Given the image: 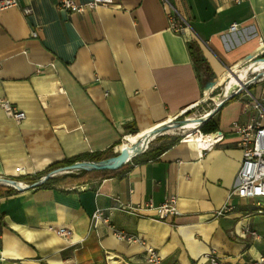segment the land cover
Wrapping results in <instances>:
<instances>
[{
	"label": "crops",
	"instance_id": "1",
	"mask_svg": "<svg viewBox=\"0 0 264 264\" xmlns=\"http://www.w3.org/2000/svg\"><path fill=\"white\" fill-rule=\"evenodd\" d=\"M171 1L189 24L183 33L170 28L161 0H112L82 13L18 0L0 11V103L26 114L19 125L0 105V179L24 187L8 193L0 184V264H153L147 248L161 264H211V252L224 264L264 258V198L229 199L243 159L232 124L247 121L251 98L264 100V81L212 117L218 130L204 134L206 145L186 139L153 160L28 189L63 162L110 159L122 140L119 152L176 121L264 50V0ZM172 195L179 215L164 221L127 210ZM97 209L111 225L93 222Z\"/></svg>",
	"mask_w": 264,
	"mask_h": 264
},
{
	"label": "built area",
	"instance_id": "2",
	"mask_svg": "<svg viewBox=\"0 0 264 264\" xmlns=\"http://www.w3.org/2000/svg\"><path fill=\"white\" fill-rule=\"evenodd\" d=\"M161 1L170 22V28L177 33H183L188 30V22L183 18L172 1ZM57 3L61 8L69 10L72 13H82L86 8L94 9L101 5L111 4L112 0H91L87 5L78 4L76 0H57ZM18 6V0H0V11ZM23 12L25 15H30L32 13V8L30 6L26 7L23 9ZM237 29L238 25L236 24L231 27L233 31ZM33 36H37V33L34 32ZM263 55L264 50L259 53L257 57ZM248 88L249 87L243 90L247 93ZM0 105L5 114L13 118L19 125L25 120V112L13 106L8 100H2ZM245 114L248 116L246 122L236 121L232 124V129L240 138L239 148L241 149L243 159L238 173V186L232 191L229 199L237 197L239 199L257 200L264 198V100L251 98L245 104ZM147 150L148 148L145 152ZM115 152H119L118 147L115 148ZM18 172H20V169ZM176 204L177 197L172 195L159 206H155L152 202H146L138 207L127 206V210L135 213L141 211H154L156 213V219L164 221L170 215H179ZM228 210H231L230 205H227L222 211H219L218 215L221 216ZM259 212L262 213L263 211ZM104 215L105 210L97 209L92 216L93 222L103 221L107 225H111L110 218ZM50 230L61 237H68L71 235V231L66 228L50 227ZM116 235L119 239L131 243L141 241L137 235L128 234L123 231H117ZM252 235L258 236L256 232H252ZM205 258L211 264H224L215 252L209 253ZM147 261L153 264H161V258L152 248H147ZM263 262L264 258H261L259 261H248L243 264H260Z\"/></svg>",
	"mask_w": 264,
	"mask_h": 264
},
{
	"label": "bare ground",
	"instance_id": "3",
	"mask_svg": "<svg viewBox=\"0 0 264 264\" xmlns=\"http://www.w3.org/2000/svg\"><path fill=\"white\" fill-rule=\"evenodd\" d=\"M251 75H255L256 78L249 79ZM264 77V61L257 60L248 63L241 69L237 71H231L230 75L226 79V81L222 84V91L220 94V97L216 101V105H218L221 101H223L226 98L231 97L235 93H239L242 91V86L244 88V85L248 83L249 81L253 82L257 78H262ZM212 111V110H211ZM211 111L203 114L201 117L194 118L190 117L187 119V122L181 126V127H170L165 131H161L158 134L151 135L153 131H156L155 129L150 132L149 134L139 137L135 142L131 143L127 148H125L122 152L128 153L129 157L144 151L149 142L154 141L158 136L160 135H167L171 134L175 131H181L184 134V139L183 140H190V139H197L202 145H206L210 137L205 136L201 131H199L200 127V118L208 117L212 113ZM176 121H171L161 127H164L166 125H171L175 123ZM161 127H158L156 129L160 130ZM197 131L198 134L196 136L193 135V132ZM216 136V135H215ZM62 174H67V172H57L54 174L55 175H62ZM0 184L8 187L15 188V185L10 183L9 181H6L4 179H0ZM19 185L23 186L22 184L19 183Z\"/></svg>",
	"mask_w": 264,
	"mask_h": 264
},
{
	"label": "water",
	"instance_id": "4",
	"mask_svg": "<svg viewBox=\"0 0 264 264\" xmlns=\"http://www.w3.org/2000/svg\"><path fill=\"white\" fill-rule=\"evenodd\" d=\"M253 59L254 60L264 61V58L257 59V56L254 57ZM246 88L247 87H245V85H244V89H246ZM237 94L238 93H235L231 97L226 98L223 101H221L218 105H215V107L211 111L212 113L210 114V116L204 117V118H200L199 119V122L201 124L200 127L203 124H205L208 120H210L214 115H216L219 112V110L224 106V104L227 101H229L231 98H233L234 96H236ZM186 122H187V119L184 120V121L175 122V123H173L171 125H166L164 127H161L160 130L155 129L156 131H153L151 133V135L158 134L161 131H165V130H167L168 128H170L172 126H174V127H181ZM200 127L198 129L199 131H200ZM135 131L137 133V130H135ZM147 148H149V144H148ZM145 150L144 151H141V152H139V153H137V154H135V155H133L131 157H129V154L128 153L119 152L117 156H115L113 158H110V159H107V160L99 161V162L79 161V162H76V163H74L72 165H68V166H65V167H61V168H59L57 170L52 171L51 173L45 175L43 178H41L36 183L30 185L28 187V189L29 188H34V187H37V186H40V185L44 184L48 179L57 176V175L54 176V174L57 173V172H67V174H69V173H71L73 171H77V170H81V171H109V170H115V169H118L119 167L123 166L124 164L130 162L131 160H133L138 155L143 154L145 152ZM4 180L9 181L10 183L14 184L15 185V188L14 189H16V190L21 191V190L24 189V187H22L21 185H19V183L17 181H15V180H11V179H4Z\"/></svg>",
	"mask_w": 264,
	"mask_h": 264
},
{
	"label": "rangeland",
	"instance_id": "5",
	"mask_svg": "<svg viewBox=\"0 0 264 264\" xmlns=\"http://www.w3.org/2000/svg\"><path fill=\"white\" fill-rule=\"evenodd\" d=\"M261 58H264V55L261 56V57H257V59H261ZM197 65H198V68H199L200 71L203 70V67H202L201 63H198ZM254 77L256 78L255 75H251L249 77V79H252ZM261 81H264V77L257 78L253 82L249 81L248 83L245 84V87H249L248 89H251V92H252L254 90V88H255L254 86L258 85V83H260ZM242 89H244V88H242ZM221 91H222V87L221 86H217L216 89H214L209 94V97H208V99L205 102L200 103L196 107L188 110L183 115L177 117L176 118V122L184 121V120H186V119H188L190 117L198 118V117H201L203 114L211 111L215 107L216 101L220 97ZM245 94H246V92H245V90H243L240 93H238L236 96L240 97V96H244ZM174 137H179L181 140H183L184 139V134L181 131H175V132H173L171 134L160 135L154 141L149 143V149H155V148H158V147H160V146H162L164 144H167ZM123 142H124V140H122L119 143L118 147L120 145H122ZM118 153L119 152H115V149H114V150H112L109 153V156H110V158H113V157L117 156ZM55 170H57V169H55ZM90 174H91V171L87 172V171L77 170V171H73V172H71L69 174L57 175V176H55L53 178L54 179H60L58 182H77L79 179L82 180V177L85 178V180H89V178L92 177V175H90ZM88 175H90V176H88Z\"/></svg>",
	"mask_w": 264,
	"mask_h": 264
},
{
	"label": "trees",
	"instance_id": "6",
	"mask_svg": "<svg viewBox=\"0 0 264 264\" xmlns=\"http://www.w3.org/2000/svg\"><path fill=\"white\" fill-rule=\"evenodd\" d=\"M197 52V50H195ZM195 52L194 54V50H193V55H194V61L196 64L198 63H201L202 61L200 60V57L199 55ZM212 91H210L208 93V97H209V94L211 93ZM208 97H205L202 99L201 103H203L206 98ZM238 97L237 96H234L233 98H231L229 101H227L224 106L230 102V101H233L235 99H237ZM223 106V107H224ZM221 110V109H220ZM218 130V121L215 119V118H211L210 120H208L205 124H203L201 127H200V131L205 134V135H208V134H212L214 132H216ZM139 132V131H137ZM133 133H136V131H132L131 134ZM181 141V139L179 137H174L171 139V141L167 144H164L158 148H156L155 150L153 151H149V148L146 152H144L143 154L141 155H138L137 157H135L132 161L133 162H138L140 159L144 158L145 161H148V160H153V159H156L158 157L161 156L162 153H164L165 151L169 150L170 148L176 146L177 144H179V142ZM113 149H111L112 151ZM105 156V153H99V154H94V155H91L89 156L88 158L91 160V161H100L102 160V158ZM83 158L81 157H78V158H74L72 160H69V161H66V162H63L61 163L60 165H57L55 167H53L51 170H55V169H58V168H61V167H65V166H68V165H72L76 162H79L80 160H82ZM42 176H40L41 178ZM60 179H54V178H50L48 179L43 185H48V184H55L59 181ZM10 190L8 191V193H11L13 191H15L14 189L12 188H9ZM1 195V193H0Z\"/></svg>",
	"mask_w": 264,
	"mask_h": 264
}]
</instances>
